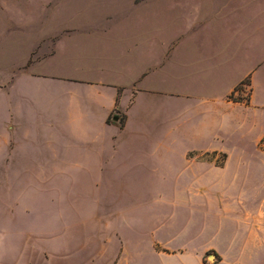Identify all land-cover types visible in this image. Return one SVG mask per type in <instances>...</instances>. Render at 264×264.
I'll use <instances>...</instances> for the list:
<instances>
[{"label": "crops", "instance_id": "crops-1", "mask_svg": "<svg viewBox=\"0 0 264 264\" xmlns=\"http://www.w3.org/2000/svg\"><path fill=\"white\" fill-rule=\"evenodd\" d=\"M229 14L214 11L174 33L135 38L130 70L136 75L124 84L110 59L97 55L95 66L69 62L73 24L42 22L35 0L0 1L1 202L11 183L12 190L24 187L25 168L44 167L35 144L45 134L54 174L101 179L115 160L138 158L133 154L152 135L148 119L171 117L178 132V118L187 116L198 122L199 138H220L214 131L224 130L230 145L199 152L224 153V166L240 168L245 185L237 192L232 178L225 189L224 248L210 244L194 264H264V50L258 28ZM155 99L162 106L152 115ZM162 252L189 264L187 249ZM1 261L8 264V256Z\"/></svg>", "mask_w": 264, "mask_h": 264}, {"label": "rangeland", "instance_id": "rangeland-1", "mask_svg": "<svg viewBox=\"0 0 264 264\" xmlns=\"http://www.w3.org/2000/svg\"><path fill=\"white\" fill-rule=\"evenodd\" d=\"M214 11L258 28L264 50V0H35L42 22L75 26L69 62L71 57L73 64L95 66L97 55L104 63L110 59L124 84L136 75L130 70L135 38L174 33ZM3 73L0 68V79ZM150 106L156 115L162 103L155 99ZM178 119V132L171 117L148 119L152 135L133 154L138 158L115 160L101 179L70 181L54 174L48 135L38 138L36 162L44 167L25 168L24 187L12 190L11 183L8 199H0V263L8 256L10 264H181L178 254L162 251L182 248L194 264L210 244L223 249L225 189L232 178L237 192L244 188L243 173L235 164L224 166V153L199 151L232 141L222 128L214 131L220 138H199L197 121Z\"/></svg>", "mask_w": 264, "mask_h": 264}, {"label": "trees", "instance_id": "trees-1", "mask_svg": "<svg viewBox=\"0 0 264 264\" xmlns=\"http://www.w3.org/2000/svg\"><path fill=\"white\" fill-rule=\"evenodd\" d=\"M246 83L249 84V80H247ZM231 98H233V97H231Z\"/></svg>", "mask_w": 264, "mask_h": 264}, {"label": "water", "instance_id": "water-1", "mask_svg": "<svg viewBox=\"0 0 264 264\" xmlns=\"http://www.w3.org/2000/svg\"><path fill=\"white\" fill-rule=\"evenodd\" d=\"M117 119V118H116Z\"/></svg>", "mask_w": 264, "mask_h": 264}]
</instances>
